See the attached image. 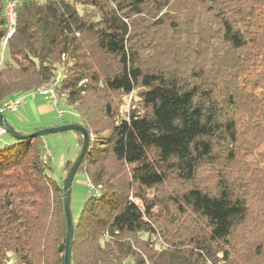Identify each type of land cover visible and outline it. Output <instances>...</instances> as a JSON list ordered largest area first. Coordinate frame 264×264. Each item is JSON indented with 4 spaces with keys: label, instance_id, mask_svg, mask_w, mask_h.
<instances>
[{
    "label": "trees",
    "instance_id": "1",
    "mask_svg": "<svg viewBox=\"0 0 264 264\" xmlns=\"http://www.w3.org/2000/svg\"><path fill=\"white\" fill-rule=\"evenodd\" d=\"M16 13L0 107L55 84L90 135L70 264H264V0H22ZM45 148L0 136V264H63L64 179Z\"/></svg>",
    "mask_w": 264,
    "mask_h": 264
},
{
    "label": "rangeland",
    "instance_id": "2",
    "mask_svg": "<svg viewBox=\"0 0 264 264\" xmlns=\"http://www.w3.org/2000/svg\"><path fill=\"white\" fill-rule=\"evenodd\" d=\"M39 3H43L45 0H36ZM80 10V7H79ZM4 57L8 59V52L4 51ZM62 99V100H61ZM59 100V108L63 111V118L56 117L55 113H51L41 119V124H58V123H70L76 120L77 116L75 112L63 105V98ZM135 100L131 97V95L123 98L122 105L120 107V111L122 114L128 111L129 107H132L135 104ZM5 119L16 129L21 125L18 124L17 121H21L22 124L25 122L23 118L16 117L15 115L5 114ZM24 126V125H22ZM23 130L22 128H20ZM26 130V129H24ZM23 130V131H24ZM27 131V130H26ZM79 133L76 131L68 130L59 133H50L43 137L44 145L47 150L50 152L49 159H47L51 163V170L48 171L49 176L57 182H62L65 179V171L64 166L68 160H74L76 152L78 150L77 137ZM90 181L87 175L78 171L72 180L71 183V192H70V200H69V209L72 218L75 220L79 217L81 209L83 207L84 201L87 198L90 187ZM145 237V236H144Z\"/></svg>",
    "mask_w": 264,
    "mask_h": 264
},
{
    "label": "water",
    "instance_id": "3",
    "mask_svg": "<svg viewBox=\"0 0 264 264\" xmlns=\"http://www.w3.org/2000/svg\"><path fill=\"white\" fill-rule=\"evenodd\" d=\"M0 127L4 129L5 134L11 136L16 140H25L33 137H44L50 133H59L68 130L76 131L80 134L82 138V146L67 171V174L63 182V192H62V205L64 209L66 230H67L63 264H70V255H71V247H72V239H73L72 216L69 209L71 183L74 178V175L76 174L78 166L81 164L85 155L88 152L90 146V135L88 134L87 130L84 127H82L77 123H66L55 127L34 130L27 134H21L18 131H16L6 121L4 115L1 113H0Z\"/></svg>",
    "mask_w": 264,
    "mask_h": 264
},
{
    "label": "built area",
    "instance_id": "4",
    "mask_svg": "<svg viewBox=\"0 0 264 264\" xmlns=\"http://www.w3.org/2000/svg\"><path fill=\"white\" fill-rule=\"evenodd\" d=\"M1 1L3 3V11L5 17V24L7 28V34L6 37L0 42V61L2 60L4 55L7 39L13 34L15 30L16 17H17L16 9L18 5H20L22 0H1ZM59 79H60V75L58 74L56 77V83L59 81ZM31 94H40L44 96V98L48 100V102L56 111L57 116L59 118H63V111L59 108V98L55 91V84L46 87L37 88L34 91H32ZM22 99L23 96L7 100L0 107V113L16 114L18 112ZM3 134H5L4 129L0 127V136H2ZM49 157H51L50 152L47 150V148H45L43 158L47 161ZM89 187L90 190L93 189V186L91 184H89Z\"/></svg>",
    "mask_w": 264,
    "mask_h": 264
},
{
    "label": "crops",
    "instance_id": "5",
    "mask_svg": "<svg viewBox=\"0 0 264 264\" xmlns=\"http://www.w3.org/2000/svg\"><path fill=\"white\" fill-rule=\"evenodd\" d=\"M51 113H55L56 111L51 106V104L44 98V96L40 94H26L23 96L21 104L19 106L18 112L16 114L7 113L10 115H15L16 117L23 118L25 122L22 124L21 121H17L20 125L18 129L22 128L25 132H32L34 130L43 129V128H50L55 127L58 125H62L65 123H58V124H45V125H38L41 124V119ZM6 114V113H5ZM56 117L57 114H56ZM7 121V119H6ZM8 122V121H7ZM9 123V122H8ZM71 123V122H70ZM10 124V123H9ZM11 125V124H10ZM24 125V126H22ZM12 126V125H11ZM13 127V126H12ZM78 140V137H77Z\"/></svg>",
    "mask_w": 264,
    "mask_h": 264
}]
</instances>
